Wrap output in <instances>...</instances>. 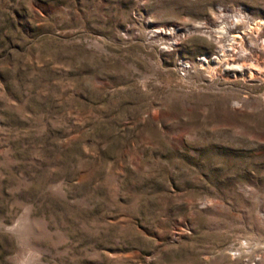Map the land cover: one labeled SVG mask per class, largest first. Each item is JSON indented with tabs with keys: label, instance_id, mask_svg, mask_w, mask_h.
Returning a JSON list of instances; mask_svg holds the SVG:
<instances>
[{
	"label": "rangeland",
	"instance_id": "obj_1",
	"mask_svg": "<svg viewBox=\"0 0 264 264\" xmlns=\"http://www.w3.org/2000/svg\"><path fill=\"white\" fill-rule=\"evenodd\" d=\"M0 264H264V0H0Z\"/></svg>",
	"mask_w": 264,
	"mask_h": 264
},
{
	"label": "bare ground",
	"instance_id": "obj_2",
	"mask_svg": "<svg viewBox=\"0 0 264 264\" xmlns=\"http://www.w3.org/2000/svg\"><path fill=\"white\" fill-rule=\"evenodd\" d=\"M238 60V59H237Z\"/></svg>",
	"mask_w": 264,
	"mask_h": 264
}]
</instances>
